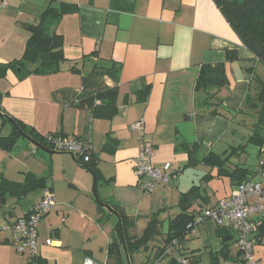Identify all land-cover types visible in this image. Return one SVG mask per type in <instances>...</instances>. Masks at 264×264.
<instances>
[{
    "label": "crops",
    "instance_id": "obj_1",
    "mask_svg": "<svg viewBox=\"0 0 264 264\" xmlns=\"http://www.w3.org/2000/svg\"><path fill=\"white\" fill-rule=\"evenodd\" d=\"M61 6L74 11L64 13L55 28L64 42L60 71L25 78L8 71L0 79V113L22 121L41 137L58 134L89 141L101 174L97 182L101 199L92 195L90 171L70 154H50L23 136L13 150L0 148V186L3 179L24 184L28 174L44 179L46 185L26 195L21 189L0 192V264H32V257L20 254L2 227L27 215L46 188L54 193L57 205L39 224L40 248L33 264H83L86 257L117 264L108 256L116 228L103 225L109 220L107 213H113L102 204L122 211L131 222L130 235L136 236L142 235L136 230L141 222L148 225L155 215L166 234L170 221L181 212L182 194L193 187L205 189L208 199H199L192 209L217 206L238 185L202 159L211 151L230 153L239 144L241 135L235 127L243 117L230 118L242 107L254 78L264 79V65L242 44L213 0H5L0 11V65L21 59L29 28L40 23L48 8ZM229 52L237 58L227 61ZM220 63H225L229 83L218 94L223 100L220 114L212 115L198 107L195 85L203 65ZM102 86L117 91L111 119L96 117L87 100ZM140 120L155 147V167L170 163L173 170H180L176 181L157 185L152 194L143 191L134 171L138 141L131 127ZM12 130L0 116L1 135ZM252 146L259 156L256 171L248 165L250 159L242 161L243 154L232 158L230 166L249 168L252 180L264 184V147ZM261 227L263 223L251 236L255 264H264ZM194 228L196 233L157 264H169L174 257L187 264H214L212 254L224 246L218 226L207 220ZM48 239L52 246L45 244ZM99 239L105 252L93 243ZM230 251V259L218 264H253L243 260L236 244ZM155 252L150 253V247L134 252L132 262L123 253L120 264H126L125 256L129 264L150 263Z\"/></svg>",
    "mask_w": 264,
    "mask_h": 264
},
{
    "label": "trees",
    "instance_id": "obj_2",
    "mask_svg": "<svg viewBox=\"0 0 264 264\" xmlns=\"http://www.w3.org/2000/svg\"><path fill=\"white\" fill-rule=\"evenodd\" d=\"M221 10L227 22L233 28L242 44L255 55V57L264 65V0H213ZM74 11L73 7L48 8L38 25L29 28L31 36L28 40L25 52L21 59L8 64L0 65V79L7 75V72L17 71L20 78L37 74L52 75L60 71L61 63L65 60L63 55V39L57 35V27L64 13ZM237 56L229 52L227 61L236 59ZM34 66L33 69L30 66ZM112 71V69H109ZM116 72V71H115ZM109 73V72H108ZM229 81L226 75L225 63L216 65H203L199 71L195 92L197 93V105L212 115L220 114L219 108L223 102L218 97L220 91L228 85ZM116 89L108 86L98 87L87 100L93 108L96 117L111 119L115 113ZM2 94L0 93V105ZM223 114V112H222ZM238 115L242 116L240 125L235 130L241 135V140L246 144L234 146L230 153L225 152L218 155L210 152L203 157L202 162L210 167H216L220 176H226L238 186L246 181L252 180L254 174L249 168H243L239 164L230 166V161L234 157H239L245 151L248 144L255 145L261 150L264 147V79L256 77L251 83L249 92L244 100L242 107L233 113L231 121ZM3 118V117H2ZM4 122H10L3 118ZM13 130L10 135L3 136L0 133V148L4 151H11L16 146L22 132L34 139L39 144L46 146L45 137L35 133L34 129L27 126L22 121L13 118ZM240 127L241 129H239ZM244 129V131H243ZM245 132V133H244ZM84 166L96 176L97 182L100 179V171L97 169V161L93 159ZM45 180L37 179L33 174H28L24 184H13L3 179L0 186V192L4 190H20L21 194L26 195L30 191L45 188ZM19 192V191H18ZM16 192V193H18ZM205 202L208 199L205 196V189L193 187L189 192L182 194L180 200L181 212L170 221L168 231L164 234L162 222L158 215L151 218L146 229L141 236L130 235L129 226L131 222L122 211H118L121 222L116 227V234L113 242L108 246V256L111 262L120 264L121 256L147 250L149 243L155 241L161 236V245L156 247L155 260L147 264H157L162 255L174 241L180 245L184 242L188 234V226L195 223L196 218L203 210L192 209L194 203L201 199ZM264 228L261 227V230ZM217 234L222 238L224 246L218 252L212 254L214 264H218L221 258L230 259V248L237 243V236L229 229L218 227ZM178 248V247H177ZM240 253V252H239ZM241 255V254H240ZM32 264L37 257H32ZM40 263V262H39ZM41 264V263H40ZM109 264V263H108ZM169 264H179L177 258H171Z\"/></svg>",
    "mask_w": 264,
    "mask_h": 264
},
{
    "label": "built area",
    "instance_id": "obj_3",
    "mask_svg": "<svg viewBox=\"0 0 264 264\" xmlns=\"http://www.w3.org/2000/svg\"><path fill=\"white\" fill-rule=\"evenodd\" d=\"M5 0H0V11ZM138 141V155L134 159V171L144 192L152 194L157 185H170L180 176V170H173L170 163L162 168L155 167L153 159L155 147L148 139L146 125L140 120L132 125ZM46 148L59 153L73 154L83 164L92 160L93 147L85 139L48 134L44 138ZM57 202L51 189L46 188L42 199L31 208L29 213L18 218L11 224H4L2 230L11 234L16 250L20 254L28 253L36 257L39 253V224L56 207ZM210 220L218 227L231 230L237 236L236 247L243 260L255 264L254 240L252 235L260 223L264 222V184L253 180L246 181L217 206L203 210L197 216L195 223L187 228L188 234L196 233L195 226ZM47 246H52L51 239L46 240ZM179 243L174 241L160 258L172 255ZM159 260V261H160ZM179 264H187L182 258H177ZM83 264H101L90 257L84 259ZM235 264H240L239 262Z\"/></svg>",
    "mask_w": 264,
    "mask_h": 264
},
{
    "label": "rangeland",
    "instance_id": "obj_4",
    "mask_svg": "<svg viewBox=\"0 0 264 264\" xmlns=\"http://www.w3.org/2000/svg\"><path fill=\"white\" fill-rule=\"evenodd\" d=\"M238 143L239 144H246V141L239 139L238 140ZM219 151H223V150H219ZM247 159L248 160L250 159L249 160V164H248V165H251L250 168L252 170L256 171V168L258 167V163H259V156H258V152H257L256 147L252 146L251 144H248L247 147H246V149H245V151L243 152V159H242V161H245ZM90 175H91L92 180H93V184H92V195H94L93 194L94 178H93V175L91 173H90ZM101 186L102 185L99 182V189H101ZM96 189H97V194L99 196L98 184L96 186ZM99 199H101L100 196H99ZM108 212H110V211L108 210ZM107 216H108L109 220H107L105 222L106 224H103V225H107V230L108 229H110V230L113 229L114 230L116 228V226L118 225V222L120 221L119 220V217L116 214H110V213H107ZM146 226H147V223L142 221L141 224L138 226V229H136L137 232L139 234L140 233H143L144 230L146 229ZM161 240H162V238L160 237V238L157 239V241H154V242L152 241V242L149 243L150 253L152 252L153 249L156 251V247H154V245L156 244V245H159L160 246L161 245ZM93 243H94V245L96 247H98L97 248L98 251L104 250V252H105L106 245L103 243L102 239L97 240V242H96V240H93ZM151 248H153V249H151ZM147 258H148V256H146L145 258H143L142 261L144 263L147 262V260H148ZM132 260L135 261V257L133 256V254H131L130 262H132ZM125 262H126V264H129V260H128V258L126 256H125ZM220 262H224V259L221 258L220 259ZM227 263L228 264H232L231 262H228V261H227Z\"/></svg>",
    "mask_w": 264,
    "mask_h": 264
},
{
    "label": "water",
    "instance_id": "obj_5",
    "mask_svg": "<svg viewBox=\"0 0 264 264\" xmlns=\"http://www.w3.org/2000/svg\"><path fill=\"white\" fill-rule=\"evenodd\" d=\"M0 116L1 117H3V118H5V119H7V120H9L10 122H12V120H13V118L11 117V116H9V115H3V114H1L0 113ZM22 134V136L24 137V138H26L27 140H29V141H31L33 144H35L36 146H38L39 148H41L42 150H44V151H46V152H48V153H50V154H56V153H59V152H54V151H50L49 149H47L45 146H43V145H41V144H39L38 142H36L34 139H32L31 137H29L28 135H26L25 133H21ZM71 156H72V158L75 160V161H77L76 160V157L73 155V154H70ZM92 175H93V178H94V186H93V194H94V196H95V198L97 199V200H99V198H98V194H97V189H96V186H97V179H96V176L93 174V172H90ZM105 208H107L108 210H110L113 214H116L118 217H119V222H121V217H120V215H119V213L117 212V211H115L110 205H107V204H102Z\"/></svg>",
    "mask_w": 264,
    "mask_h": 264
}]
</instances>
